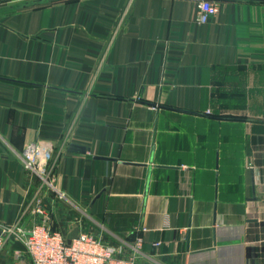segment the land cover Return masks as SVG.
<instances>
[{"label":"crops","instance_id":"1","mask_svg":"<svg viewBox=\"0 0 264 264\" xmlns=\"http://www.w3.org/2000/svg\"><path fill=\"white\" fill-rule=\"evenodd\" d=\"M213 1L0 0V264L43 219L142 236L139 264H264V0Z\"/></svg>","mask_w":264,"mask_h":264},{"label":"built area","instance_id":"2","mask_svg":"<svg viewBox=\"0 0 264 264\" xmlns=\"http://www.w3.org/2000/svg\"><path fill=\"white\" fill-rule=\"evenodd\" d=\"M219 10L220 6L216 1L198 0L196 22L206 24ZM207 113L211 111L207 110ZM38 147L32 144L23 152L27 170L36 169L39 163ZM46 158H51L49 152L46 153ZM49 169L47 165L39 167L38 173L44 180L49 178ZM37 212L45 214L42 207L37 208ZM7 231L13 232V229L9 228ZM20 237L28 254L24 264H139L138 258L143 245V237L137 236L135 243L126 251L122 244L105 241L102 236L88 232H82L68 241L61 232L50 228L45 219L34 223L32 228L23 232Z\"/></svg>","mask_w":264,"mask_h":264}]
</instances>
